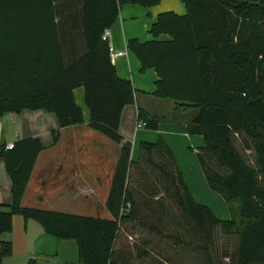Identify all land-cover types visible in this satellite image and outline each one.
<instances>
[{
    "label": "trees",
    "instance_id": "16d2710c",
    "mask_svg": "<svg viewBox=\"0 0 264 264\" xmlns=\"http://www.w3.org/2000/svg\"><path fill=\"white\" fill-rule=\"evenodd\" d=\"M160 1L0 0V117L27 108L52 112L57 142L61 128L84 121L74 96L82 86L90 126L122 144L106 202L112 219L23 206L45 146L35 137L17 140L12 149L0 145L13 195L10 205L0 196V235L20 214L57 239H74L78 264H129L134 252L147 264H206V257L208 264H223L217 244L225 236L234 240L233 252L223 254L230 264H264V0H182L186 14L163 12L151 26L153 39L128 41L141 71L154 68L159 76L153 95L197 108L187 130L204 137L197 155L209 186L223 194L229 219L193 199L163 140L142 142L133 158L132 142L119 132L122 110L135 102L136 89L118 75L102 34L122 5ZM161 33L171 39L159 40ZM138 120L157 129L160 117L139 108ZM126 224L140 232L139 245L156 246L141 235L156 232L159 239L185 244L188 258L125 245L122 234L135 233ZM12 254L13 243L0 240V264Z\"/></svg>",
    "mask_w": 264,
    "mask_h": 264
},
{
    "label": "crops",
    "instance_id": "0c3cea01",
    "mask_svg": "<svg viewBox=\"0 0 264 264\" xmlns=\"http://www.w3.org/2000/svg\"><path fill=\"white\" fill-rule=\"evenodd\" d=\"M170 10L181 15L187 13L186 4L182 0H161L151 7L139 3H127L120 7L116 21L109 28L111 44L115 50L125 52L112 62L116 66L118 75L129 79L137 91L135 104H127L122 110L119 132L125 141H134L132 142L133 158L137 157L138 148L140 152L142 142L163 140L174 153L193 199L211 208L219 217L210 202L217 204L220 198L206 187L200 167L189 151L193 147L196 148V154L198 153L199 148L205 145V140L203 145V135L188 132L187 125L192 118L175 117L173 122L161 121L158 113L169 110L172 106L167 102L168 99L153 95L159 76L154 68L142 72L140 60L128 47V41L132 38L141 42L153 39L151 26L161 13ZM157 38L169 40L171 36L168 33H161ZM138 92L140 95L137 94ZM74 96L77 104L82 108L84 121L61 128L57 142H54L53 137V131L59 128L56 115L45 109L27 108L20 113L10 112L0 117V145L15 143L21 138L35 137L45 146L37 157L28 181L22 198L23 206L112 219L113 215L108 210L106 202L122 144L90 126V112L88 107L87 109L84 107V103L86 105L84 87L74 89ZM153 104L159 108L157 111L154 110ZM139 108L150 116L160 117L158 128L154 129L156 131L134 128V120H138ZM10 122L19 127L12 136H9ZM0 196L4 204L12 203V180L2 160H0ZM206 199H210V202L208 203ZM222 212H225L224 208ZM126 225L135 233L122 234L127 235H124L125 245L138 244L140 232L131 224ZM141 235L151 237L157 245L138 244V248L151 247L163 255L182 254L183 258L184 256L188 258L190 249L183 243L175 244L171 238L159 239L160 234L151 231H144ZM0 240H10L13 243V254L4 258L3 264H27L30 259H36L40 264H78L79 262L78 246L74 239H57L47 234L39 222L33 219L26 221L20 214L13 215L12 230L0 235ZM129 264L147 263L134 252ZM179 264H194V261L182 259Z\"/></svg>",
    "mask_w": 264,
    "mask_h": 264
},
{
    "label": "rangeland",
    "instance_id": "374dc122",
    "mask_svg": "<svg viewBox=\"0 0 264 264\" xmlns=\"http://www.w3.org/2000/svg\"><path fill=\"white\" fill-rule=\"evenodd\" d=\"M137 94L140 95L139 92ZM154 98H156V97H154ZM167 102H170V104H171L172 107L169 110H164V111L158 113L159 116L161 117V121L173 122V120H174L175 117L176 118H180V117L193 118L197 114V112H198L197 108H195V107H192V108H189V109H184V108L178 106V104L174 100H169L168 99ZM153 106H154V110L155 111H157L159 109L156 104H153ZM84 107L87 109V106L85 105V103H84ZM13 124L14 123L10 122L9 136L10 135L12 136V134L17 129H19V127H17L16 124L15 125H13ZM134 128H136L137 130L156 131L154 129H149V128L145 127V125H143V124L140 127H138V120L137 119L134 120ZM195 136H200V135H195ZM201 138L203 139V137H201ZM139 141H138V147H139V143H140ZM132 142H134V141H132ZM237 144H238V146H240V143L239 142ZM203 145H204V139H203ZM195 150H196V148H193V147L189 149V151L192 152V154L194 155V157H195V159H196V161H197V163H198V165L200 167V172H201V174H202V176L204 178L203 179V182H205L206 187L208 188V190H210V192H212L213 194L217 195L220 198V202L217 201V204H214V202H210V199H206V201L208 203L209 202L211 203L210 205L213 207V209H215V212H216V214L219 217H221L223 219H229V218H231L232 214H231V212L229 210V207H228L227 202L224 199L223 194L222 193H219V192H216V191H213L212 189H210V187L208 185V182H207V179H206V176H205V173L203 171L202 166L200 165V162L198 160V157H197V154H196V151ZM249 152L250 151H248L247 154H251ZM138 155H139V148L137 149V156ZM251 158H252V155L250 156V159ZM223 208L225 209V212H222V209ZM5 209H9V207H5ZM224 217H226V218H224ZM233 247H234V240L231 241V240H229L225 236H221L219 238V242L217 244V257H219V259H221L223 261V264H230L229 259L223 257V254H224V251L226 249H227L228 252H233V250H234ZM153 250H154L155 253L156 252L158 253L157 250H155V249H153ZM206 264H208L207 257H206Z\"/></svg>",
    "mask_w": 264,
    "mask_h": 264
},
{
    "label": "built area",
    "instance_id": "2783aa9c",
    "mask_svg": "<svg viewBox=\"0 0 264 264\" xmlns=\"http://www.w3.org/2000/svg\"><path fill=\"white\" fill-rule=\"evenodd\" d=\"M102 39L105 41H108L111 60H114L116 57L125 54L124 51L115 50L114 46L111 44V42H110V29L109 28H106L104 30V32L102 34ZM141 123L144 125L143 121L138 120V127H140L142 125ZM13 147H14V143H8L5 145L6 149H12ZM0 148H1V146H0Z\"/></svg>",
    "mask_w": 264,
    "mask_h": 264
}]
</instances>
